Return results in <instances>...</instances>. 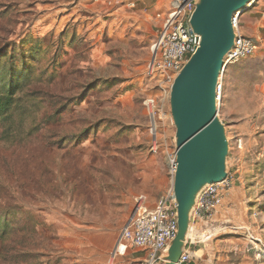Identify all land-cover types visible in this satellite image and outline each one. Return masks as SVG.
Listing matches in <instances>:
<instances>
[{
  "label": "rangeland",
  "instance_id": "374dc122",
  "mask_svg": "<svg viewBox=\"0 0 264 264\" xmlns=\"http://www.w3.org/2000/svg\"><path fill=\"white\" fill-rule=\"evenodd\" d=\"M139 3L0 0V91L17 88L0 119V264H139L115 254L117 241L138 195L153 204L173 186L176 151L174 122L154 130L144 104L160 75L149 69L153 6ZM234 16L258 45L220 74L225 197L239 186V204L228 232L210 226L205 242L264 264V0Z\"/></svg>",
  "mask_w": 264,
  "mask_h": 264
},
{
  "label": "water",
  "instance_id": "95a60500",
  "mask_svg": "<svg viewBox=\"0 0 264 264\" xmlns=\"http://www.w3.org/2000/svg\"><path fill=\"white\" fill-rule=\"evenodd\" d=\"M252 0H196L189 24L196 48L177 72L170 91L176 128L177 170L173 192L178 232L170 242L164 264H179L187 248L191 219L203 190L228 175L230 144L218 115L217 86L224 58L237 36L234 15Z\"/></svg>",
  "mask_w": 264,
  "mask_h": 264
},
{
  "label": "built area",
  "instance_id": "2783aa9c",
  "mask_svg": "<svg viewBox=\"0 0 264 264\" xmlns=\"http://www.w3.org/2000/svg\"><path fill=\"white\" fill-rule=\"evenodd\" d=\"M160 1V0H159ZM196 0H168L163 8L162 22L158 28L156 39L152 44V57L149 69L160 75L159 94L148 97L144 104L154 121V130L164 117L173 122L170 110V91L175 75L190 58L196 48V37L190 27L189 19L195 9ZM161 13L157 17L161 18ZM236 38L231 50L224 58V64L236 63L252 56L258 49L256 42L243 34L238 25L237 17L233 18ZM222 85L217 86V100L221 95ZM168 168L174 177L177 170L176 151L168 155ZM234 185L232 176L217 183L209 184L201 193L192 214L191 230L203 233L193 228L194 223H209L214 213L223 204L229 189ZM209 232L206 238L214 232ZM178 232V219L174 192L171 187L161 196L154 207L149 205L148 197L140 194L136 197V207L133 215L126 222L118 238L115 254L126 255L129 249L143 252L144 257L140 264H164V256L170 242ZM195 241H206V238L194 236ZM192 254L188 247L180 257L179 264H190Z\"/></svg>",
  "mask_w": 264,
  "mask_h": 264
},
{
  "label": "crops",
  "instance_id": "0c3cea01",
  "mask_svg": "<svg viewBox=\"0 0 264 264\" xmlns=\"http://www.w3.org/2000/svg\"><path fill=\"white\" fill-rule=\"evenodd\" d=\"M110 6H117L121 3H124L125 5H136L140 1L142 3H139L142 8L145 6L147 7V3H151L153 6L152 12H151V18H152V27L155 31V34L157 35L158 28L162 22V18L164 15L163 8L167 5L168 0H102ZM79 2V1H78ZM81 3V2H79ZM145 4V5H144ZM145 10V9H144ZM161 13V18L157 17L158 13ZM240 187L235 186L231 193L225 197L223 201V207L219 209L212 217V221L209 223L203 222V223H194L193 228L204 230L207 228L215 227L222 228L224 232L225 229H229L230 227L223 225L230 220L231 217H233L232 209L231 207L238 205L239 202L236 200L235 194H237ZM150 206L154 207L156 205V202L153 204H150ZM225 206V208H224ZM231 206V207H230ZM223 209V210H222ZM242 219H244V223H249V216L245 213L242 214ZM231 232H233L231 230ZM196 233L194 230H191L189 241H188V249L190 250L192 254L191 263L190 264H241V261H245L249 256L246 252H244L243 256H240L242 251V247L238 248L237 251L232 250L231 248H226L227 246H223L224 242H221V240L211 241V242H204V241H195L194 236H196ZM246 234V230L244 232ZM199 238L207 237V233H197ZM209 234V233H208ZM234 241H237L234 237ZM245 241V240H244ZM238 243V242H237ZM239 244V243H238ZM139 251H132L130 254L129 252L126 254V260L132 261V262H138L140 264V261H142L144 254L142 257H135L134 254ZM234 256V254H236ZM232 258V260H231Z\"/></svg>",
  "mask_w": 264,
  "mask_h": 264
},
{
  "label": "trees",
  "instance_id": "16d2710c",
  "mask_svg": "<svg viewBox=\"0 0 264 264\" xmlns=\"http://www.w3.org/2000/svg\"><path fill=\"white\" fill-rule=\"evenodd\" d=\"M17 88H10L7 92L0 91V119L7 116L16 104Z\"/></svg>",
  "mask_w": 264,
  "mask_h": 264
},
{
  "label": "bare ground",
  "instance_id": "6f19581e",
  "mask_svg": "<svg viewBox=\"0 0 264 264\" xmlns=\"http://www.w3.org/2000/svg\"><path fill=\"white\" fill-rule=\"evenodd\" d=\"M220 98V97H219ZM198 236V234L196 233V237Z\"/></svg>",
  "mask_w": 264,
  "mask_h": 264
}]
</instances>
